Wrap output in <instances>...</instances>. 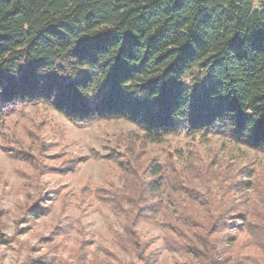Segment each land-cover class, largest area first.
<instances>
[{
    "label": "trees",
    "instance_id": "obj_1",
    "mask_svg": "<svg viewBox=\"0 0 264 264\" xmlns=\"http://www.w3.org/2000/svg\"><path fill=\"white\" fill-rule=\"evenodd\" d=\"M36 104L77 124L129 121L146 142L217 135L264 153V2L0 0V121ZM128 151L111 156L122 184L88 191L124 219L115 241L132 258L118 264L152 262L141 222L163 231L176 264H264V200L244 198L251 170ZM31 203L29 216L45 213Z\"/></svg>",
    "mask_w": 264,
    "mask_h": 264
},
{
    "label": "rangeland",
    "instance_id": "obj_2",
    "mask_svg": "<svg viewBox=\"0 0 264 264\" xmlns=\"http://www.w3.org/2000/svg\"><path fill=\"white\" fill-rule=\"evenodd\" d=\"M254 2L260 6L264 0ZM140 135L135 124L123 119L77 124L45 104L22 106L1 120L0 264L41 259L52 264H80L79 259L85 264H118V256L132 258L115 241L123 217L88 193L98 186L122 184L118 158L111 156L126 149L139 160L161 162L182 150L184 157L174 159L176 168L188 167L187 157L237 164L252 171L243 180L256 181L244 198L264 200V153L217 135H170L161 143L138 139ZM230 195L245 200L238 192ZM30 202H41L45 213L30 217ZM139 229L150 244L145 251L152 256L150 264H176L181 256L166 247L161 229L148 222H141ZM83 250L85 257L78 258ZM252 254L261 255L257 249Z\"/></svg>",
    "mask_w": 264,
    "mask_h": 264
}]
</instances>
